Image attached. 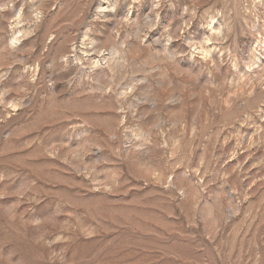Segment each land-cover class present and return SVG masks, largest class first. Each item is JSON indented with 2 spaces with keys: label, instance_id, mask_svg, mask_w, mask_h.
Here are the masks:
<instances>
[{
  "label": "rangeland",
  "instance_id": "1",
  "mask_svg": "<svg viewBox=\"0 0 264 264\" xmlns=\"http://www.w3.org/2000/svg\"><path fill=\"white\" fill-rule=\"evenodd\" d=\"M0 264H264V0H0Z\"/></svg>",
  "mask_w": 264,
  "mask_h": 264
}]
</instances>
